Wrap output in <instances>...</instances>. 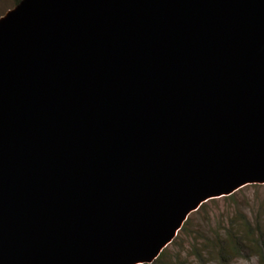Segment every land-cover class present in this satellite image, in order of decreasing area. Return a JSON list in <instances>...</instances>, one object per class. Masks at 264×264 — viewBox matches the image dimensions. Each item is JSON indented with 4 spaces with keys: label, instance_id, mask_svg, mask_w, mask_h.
Wrapping results in <instances>:
<instances>
[{
    "label": "water",
    "instance_id": "95a60500",
    "mask_svg": "<svg viewBox=\"0 0 264 264\" xmlns=\"http://www.w3.org/2000/svg\"><path fill=\"white\" fill-rule=\"evenodd\" d=\"M249 185H264V0L0 16V264H151Z\"/></svg>",
    "mask_w": 264,
    "mask_h": 264
},
{
    "label": "rangeland",
    "instance_id": "374dc122",
    "mask_svg": "<svg viewBox=\"0 0 264 264\" xmlns=\"http://www.w3.org/2000/svg\"><path fill=\"white\" fill-rule=\"evenodd\" d=\"M12 8L13 0H0V16ZM261 186H245L232 199L219 198L207 203L202 213L189 217L184 231L176 235L163 250V257L153 264H264V187ZM229 235L242 236L248 244L246 250L221 260L216 245L226 243ZM230 247L225 245L223 250Z\"/></svg>",
    "mask_w": 264,
    "mask_h": 264
},
{
    "label": "trees",
    "instance_id": "16d2710c",
    "mask_svg": "<svg viewBox=\"0 0 264 264\" xmlns=\"http://www.w3.org/2000/svg\"><path fill=\"white\" fill-rule=\"evenodd\" d=\"M19 1H20V0H13V7H14ZM257 187H260V186H257ZM261 187H264V185H262ZM232 196H233V194L230 195V196H227V197H222V198H220V199H232V198H233ZM214 201H216V199H215V200H210V201H208V202L202 204V205L198 208V210H197L196 212L190 214V215L188 216V218L186 219V221L184 222V224L182 225L181 229L178 231L177 235H178L179 233H181V232L184 231L185 227L187 226V222H188V220H189V217H190L191 215H196V214L202 213V212L205 210L206 204H207V203H213ZM243 228H245V227H243ZM244 230H245V229H244ZM231 233H232V231H231ZM172 242H173V241H172ZM172 242H171V243H172ZM171 243H170V244H171ZM247 244H248V242H246L245 238H242V236L235 237L234 235H231V236L229 235V236H228V240H227L226 243H224V242H218V244L216 245V247L220 250V252H219V256H220V257H219V258H220L221 260H224V259H228V257H230V255H233V254L237 255L238 253H240V252L246 250L245 248H246V245H247ZM225 245H226V246H227V245H230L231 247H230L229 249L223 250V249H224L223 247H224ZM259 245H260V244H259ZM260 246H262V245H260ZM226 251H228L229 253H227ZM163 255H164V253H163V251H162V252L160 253V255L157 257V259H156L154 262H152L151 264L159 262V260L163 257Z\"/></svg>",
    "mask_w": 264,
    "mask_h": 264
}]
</instances>
